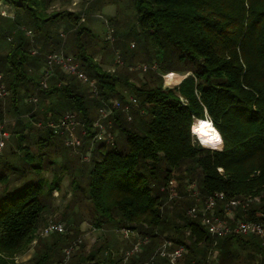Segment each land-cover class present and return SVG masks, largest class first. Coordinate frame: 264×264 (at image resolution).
<instances>
[{"label":"trees","instance_id":"trees-1","mask_svg":"<svg viewBox=\"0 0 264 264\" xmlns=\"http://www.w3.org/2000/svg\"><path fill=\"white\" fill-rule=\"evenodd\" d=\"M0 1L11 9L13 21L18 8L22 9L23 23L15 28L21 26L25 33L29 28L40 36L41 54L63 50L64 43L54 45L50 36L48 28L53 23L80 21L75 12H48L54 0ZM132 2L136 9L131 28L134 42L142 55L149 54L145 63L155 64L154 70L138 68L149 71L141 86L131 82L128 71L106 72L74 42L72 59L79 61L78 70L87 78L79 80L87 85L74 83L72 76L76 75L54 66L42 89L45 59L31 55L23 30L11 39L9 52L0 56L2 83L8 92L0 99V122L13 118L8 139L19 142L15 149L11 145L5 162L12 172L0 175V264H14V258L35 240L42 252L31 264H169L156 254L164 240L171 241V249L183 247L182 264H236L240 252H245L243 264H264V238L212 236L201 222L204 202L212 197L214 214L226 219L229 226L244 221L264 228V0ZM10 31L4 33L12 37ZM29 65L36 66V73L27 71ZM168 73L187 76L174 87L163 88L162 76ZM85 86L87 95L82 91ZM125 90L136 100L135 105ZM26 95L38 97L43 109L37 110ZM113 102L120 108L104 123L112 137L108 142L96 138L99 130L93 128L97 118L93 111ZM124 105H129V120L121 110ZM66 113L74 114L80 123L72 126L78 146L67 144L69 133L63 127L46 125H60ZM38 120L44 124L39 129L32 125ZM195 120L212 123L214 136L206 143L210 145H203L219 144L218 148L205 149L194 143L193 134L202 140ZM26 129L32 135L21 144ZM43 142L53 146L50 152L55 155H48L44 162L39 159V165L28 169ZM60 146L67 149L66 160L57 158ZM13 155L21 159V165L13 166ZM84 155L88 159L82 161ZM4 156L2 151L1 158ZM35 169L43 178L22 180ZM45 169L52 172L51 179L44 175ZM66 170L70 204L48 221L62 224L64 232L41 236L39 230L48 223L44 213L51 192L60 190V176ZM16 171L23 175H15ZM172 180L182 186L175 198L168 192ZM185 182H194L197 196L193 191L190 197ZM231 201L238 203L231 206ZM75 204L78 210L72 208ZM226 208L230 216L224 215ZM78 217L100 231L89 242L78 239V235L85 236L75 225ZM70 219L73 227L68 224ZM119 228L144 241L125 263L123 255L134 244H123L126 249L115 254Z\"/></svg>","mask_w":264,"mask_h":264},{"label":"rangeland","instance_id":"rangeland-1","mask_svg":"<svg viewBox=\"0 0 264 264\" xmlns=\"http://www.w3.org/2000/svg\"><path fill=\"white\" fill-rule=\"evenodd\" d=\"M52 11H56V12L68 11V12H75L80 15L79 16L80 21L77 24H72V22H66V20L64 19L58 23L56 22L53 23L52 27L48 28V30L50 31V36L53 40V44L55 45L56 42H59V41L64 43L63 50L59 52H61V54L64 57L66 54H68L69 56L67 58L70 59L71 63H75L77 65V68H78L79 61H77L74 58L72 59V54H71L72 50H75L74 42H76V45L78 48H81L82 51L86 52L89 56H91V58H93V60L97 62V64L106 72L113 73L117 71H122V72L128 71V74L130 73V76L128 77L132 80L131 82L135 84L136 86H141L146 81L145 76H147L149 71L144 73L141 71L142 69L147 68V66H149L151 70L155 69V64L150 66L149 64L145 63L149 59V54L146 53L142 55V53L138 51L137 49L138 45H136V43L134 42V40L136 39L131 33V28L135 25V17H136V9L133 6L132 0H54L53 3L48 7V12H52ZM3 12H4V15L2 14ZM17 13L18 15L16 17V20L13 21L14 18L12 17L13 15H12L11 9L0 1V56L3 57L9 52V43L11 39L14 37V35L22 34V30H23L25 39L30 43L31 55H35V56L41 55L42 58L44 57L45 59L44 65L46 68V56L49 53H51L49 52L50 50H47V49H49L50 46H47V49L44 48V50H47V51L41 54L40 49H41L42 43L40 44V36H36L32 31L29 30V28L27 29V31L30 32V36H28L25 33L26 29H22L21 26L19 28H15L17 25H21L23 23L22 9L18 8ZM4 31H10L12 33V37L11 35L9 36L7 35V33H4ZM76 38H78V41H76ZM38 58L41 59L40 56H38ZM37 63L39 62L36 61V64ZM35 65L34 66L29 65L28 67H26L27 71L36 73ZM138 68H140L141 70ZM42 70H43L42 73L44 74V70H45L44 67L42 68ZM43 74H42V78H43ZM167 75L168 74H165L162 76V79H163L162 87L163 88L174 87L175 85H177V81L180 80L181 77L185 76V75L177 74L176 81H172L167 85L165 82V78H164V76H167ZM72 77L75 78L74 83L80 82L83 84V86L84 84L87 85V83L80 81L77 76L76 77L72 76ZM82 88H83L82 91H84L85 95H87L89 92L88 86H85ZM128 93L129 92L127 90L124 91V94L127 96V99L133 98L132 95H128ZM31 96L32 95H26L25 99L29 100ZM36 99L37 101L34 104L35 108L41 111L43 109V106L41 102L38 101V97H36ZM20 104H22V102H20L19 105ZM97 110L93 111L94 119L97 117ZM38 117L40 118V116ZM4 120H5L4 129L6 130V132L9 133L8 127H10V123L13 121V118L8 116V117H5ZM39 122L40 120H38V122L32 123L33 127L39 129L37 125ZM199 128L200 127L197 126L198 133H199ZM24 134L27 137H25V139L21 142V144H25V140L29 137V135H32L31 131L28 129L24 130ZM201 137H202V140H204L203 135ZM202 140L200 139L202 143L201 144L198 138L196 137V135L193 134V141L195 144L200 145L201 147L205 149H216L219 147V144L217 145V147L204 146V145H210V144H206L207 141L205 140L204 142L206 143H203ZM18 144L19 142L17 143L12 142L11 138L6 140L5 147L3 150V153L5 154V156L3 158H0V175L5 174L8 176V174L12 172L9 169V167L5 165V162L7 160V156L11 154V145L15 149ZM43 144H45L43 147H38L36 151L34 152V156H35L34 161L30 163V166L28 169H30L31 166L39 165L41 163L40 160L44 162L45 158L48 155H50V157L52 156V154L55 155L54 153L50 152L53 150V146L48 145L45 142H43ZM34 150L35 148H32V151ZM57 151L59 152V156L57 157L58 160H66L67 149L60 146V148H58ZM36 155H40V156L37 158ZM68 155L73 157L71 152H69ZM77 155L79 156V154ZM84 156L80 157L82 161H84ZM10 159H11L10 162L13 164V166L22 164L21 159H19L18 157L14 155L11 156ZM23 167L25 166L23 165L21 168H19V170L23 171L21 170ZM67 171L68 170L62 173L61 176L59 174V176L61 177L60 190H53L51 192L50 206L44 213L45 214L44 218L46 220L45 224L48 221L52 220L53 217L59 215L62 211H64L67 208L66 206L70 204L69 202L70 188L68 185L69 178L66 173ZM18 172L16 171L13 173L18 176L23 175V173L19 174ZM38 172L39 170L37 169L32 170L30 174H24L23 176H27V178L26 179L23 178L22 180H30V179L36 180L37 178H43V176ZM43 173L48 179L52 178L51 171L45 169ZM186 184L183 185L184 189L186 192H188V194L191 197L193 196L192 192L194 190L197 191L196 186H194L195 185L194 182L193 184L192 183H188L187 185ZM189 184H191L193 188H190L191 185ZM181 187L182 186L180 184H177L175 180H172L171 187L168 189L170 198L171 197L175 198L178 193L177 189ZM63 193H65V195L67 194L66 197H62ZM72 208L74 210H78L77 204H75V206ZM201 208L202 206L200 207V209ZM69 210H70V207H69ZM74 212L76 211H73L72 213ZM69 222L70 223L68 224L71 227H73L71 225L72 224L71 219ZM44 225H42L41 227H43ZM75 225H77V227L81 230V232L83 233L85 232L84 237H82V235H78V239L79 241H81V243H83L84 241L89 242L90 239L88 238H95L100 232L98 231V229L93 227V225H90L88 221L83 220L81 217L76 218ZM87 230L91 232L90 235L86 234ZM123 230H127V229L119 228L117 230V233L115 234L117 246L119 245V248L117 252H115V254H119L121 251H124V249H126L124 247H121L125 243H133L134 244V245L132 244L133 248L137 245H138V248H140L139 246L142 244L143 239H140L136 233L132 232V234H130L128 232L129 235L127 234L128 236L125 237V235H123L122 233ZM256 237H258L260 240L263 241L264 237H259V236H256ZM132 238H135V242H133ZM44 239H45L44 241L49 240L48 237H44ZM35 243H36V240L31 244L30 248L25 253L19 256H16L13 261L14 264H31L32 258L35 255H39L40 252H42L40 251L41 244L40 243L35 244ZM262 244L264 245V242H262ZM161 247L162 246L160 244V246H158V249H157L156 254L158 257H159L158 252ZM127 252H131V251L129 250ZM244 253L245 252H240L239 256L237 254V259L235 261L236 264H243ZM215 254L216 253H214V256ZM128 256H130V253L128 254ZM60 262L59 263L54 262V264H62ZM125 262L126 261L124 260L123 263ZM179 264H182V262L180 261Z\"/></svg>","mask_w":264,"mask_h":264},{"label":"built area","instance_id":"built-area-1","mask_svg":"<svg viewBox=\"0 0 264 264\" xmlns=\"http://www.w3.org/2000/svg\"><path fill=\"white\" fill-rule=\"evenodd\" d=\"M7 6V5H6ZM4 15V12L2 13ZM26 34L30 36V32L27 31ZM34 53V52H33ZM54 66L59 67L64 73L69 74V75H76L78 78H80L82 81H86L87 78L85 75H83L77 68V65L75 63H71L69 58L64 57L61 52H51L46 56V68L44 70L43 78L40 81V87L42 89L47 87V83L49 78L53 75L54 71ZM3 76L0 73V99H4L7 95L8 92L2 83ZM90 87H92V90H95L94 87V82L90 81L89 82ZM131 103L134 105L136 104V100L133 98H129ZM29 102L35 103L36 102V97L31 96L28 100ZM120 108L119 104L116 102H113L110 106L106 107H101L97 111V118L93 123V128L97 129L98 128V133H96V138H103L106 139L108 142H111L112 137L110 135H107L106 127L104 123L108 120L109 121V116L113 111L116 109ZM122 112H126L127 114V119H130V114H129V105H124L121 107ZM108 123V122H107ZM110 123V122H109ZM38 127L44 126V124H41L39 122ZM47 126L51 128H57V127H63L66 132L69 133V139H67V144L70 145H79V141L73 137L72 135V126H78L80 125L79 121L76 120L75 115L72 113H66L63 115L62 120L60 125H55L53 123H48L46 124ZM5 126V120L0 122V158L2 156V151L5 146L6 140L9 138V133L4 130ZM82 133L84 134L85 131L82 130ZM62 134V133H61ZM106 134V135H105ZM95 138V137H94ZM88 157L85 155L84 160H87ZM191 186L190 188H192ZM194 196H197V192H193ZM238 202L237 201H231L229 205L235 206ZM214 206L215 202L212 197H208L205 202H204V209L202 210V224L208 231V233L212 236H224L228 234H240V235H255L259 237L264 236V228L262 225L256 222H237L232 226H229L227 223V220L224 218H220L219 216H216L214 214ZM231 212L228 208L225 209L224 215L225 216H230ZM64 228L62 224L60 223H52L48 222L42 229L39 230V233L41 236H46L51 233H63ZM123 235L128 236V231L123 230L122 231ZM34 242V241H33ZM144 242V241H143ZM162 247L159 249L158 255L161 258H166L169 262V264H179V259L184 252L183 247L179 246L174 249H171L172 243L169 240H164ZM138 250V245L135 246L131 252H125L123 255V261L129 257L128 254L130 255ZM69 254V249L65 251V256H64V262L67 260ZM63 264V263H62Z\"/></svg>","mask_w":264,"mask_h":264},{"label":"bare ground","instance_id":"bare-ground-1","mask_svg":"<svg viewBox=\"0 0 264 264\" xmlns=\"http://www.w3.org/2000/svg\"><path fill=\"white\" fill-rule=\"evenodd\" d=\"M176 75L177 74H174V73H171V74L168 73V75L165 76L166 84L168 85L170 82L176 81V79H177ZM180 80H178L177 83ZM196 124L198 127H200L199 131L201 130L200 134L202 133L201 136L203 135L204 140L207 142L210 141L214 136L213 130L211 129L212 124L210 123V121L206 120V121H202L200 124H199V122ZM204 140H202V142H204ZM204 143H206V142H204Z\"/></svg>","mask_w":264,"mask_h":264},{"label":"water","instance_id":"water-1","mask_svg":"<svg viewBox=\"0 0 264 264\" xmlns=\"http://www.w3.org/2000/svg\"><path fill=\"white\" fill-rule=\"evenodd\" d=\"M186 76H187V75H185V76H183V77H181V78L183 79V78H185ZM182 79H181V80H182ZM181 80H180V81H181ZM177 84H178V83H177ZM198 122H202V121H200V120H195V121H194V124H196V123H198ZM210 123H211V122H210ZM211 124H212V123H211Z\"/></svg>","mask_w":264,"mask_h":264},{"label":"clouds","instance_id":"clouds-1","mask_svg":"<svg viewBox=\"0 0 264 264\" xmlns=\"http://www.w3.org/2000/svg\"><path fill=\"white\" fill-rule=\"evenodd\" d=\"M164 78H165V76H164ZM201 121V120H200ZM194 125V124H193ZM213 126V125H212ZM214 128V127H213ZM215 129V128H214ZM192 134H193V132H192ZM201 143V142H200ZM202 144V143H201Z\"/></svg>","mask_w":264,"mask_h":264}]
</instances>
